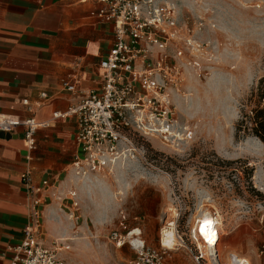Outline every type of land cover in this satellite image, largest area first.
Returning <instances> with one entry per match:
<instances>
[{
  "label": "rangeland",
  "instance_id": "374dc122",
  "mask_svg": "<svg viewBox=\"0 0 264 264\" xmlns=\"http://www.w3.org/2000/svg\"><path fill=\"white\" fill-rule=\"evenodd\" d=\"M166 1L180 29V41L163 53L179 81L167 94L170 135L165 141L130 131L135 153L111 174L92 175L95 189L86 199L65 197L63 233L47 240L42 235L43 243L70 264H130L133 244L159 246L166 220L178 215L176 230L189 244L190 228L210 214L223 261L236 253L264 264V145L252 136L235 138L264 75V0ZM109 196L114 200L107 207L102 203ZM113 231L125 237L123 245L111 240ZM171 257L172 264H193L183 248Z\"/></svg>",
  "mask_w": 264,
  "mask_h": 264
},
{
  "label": "crops",
  "instance_id": "0c3cea01",
  "mask_svg": "<svg viewBox=\"0 0 264 264\" xmlns=\"http://www.w3.org/2000/svg\"><path fill=\"white\" fill-rule=\"evenodd\" d=\"M98 8L94 0H0V116L20 121L35 118L47 124L36 132L30 154L23 127L0 133V264H9L12 248L22 242L24 228L31 221L30 198L22 183L25 173L32 186L44 179L50 183L37 208L45 240L63 233L68 221L62 210L64 198L78 200L82 194L86 199L95 189H90L92 175L79 178L72 169L78 153L75 118L53 115L65 113L83 92L99 87L98 65L112 46L113 26L98 21ZM65 83L76 92L67 91ZM41 94L47 97L42 99ZM113 198H103L102 204L109 207ZM106 212L104 208L98 213L102 220ZM218 244L219 240V253ZM229 255L260 264L253 255H248L250 261L236 253H229L224 261L219 253L221 262L226 264ZM166 264H172L171 256Z\"/></svg>",
  "mask_w": 264,
  "mask_h": 264
},
{
  "label": "built area",
  "instance_id": "2783aa9c",
  "mask_svg": "<svg viewBox=\"0 0 264 264\" xmlns=\"http://www.w3.org/2000/svg\"><path fill=\"white\" fill-rule=\"evenodd\" d=\"M99 4L96 18L113 26V42L107 55L100 60L99 87L82 93L80 101L65 113H55L53 118H75L74 141L78 153L74 156L72 169L82 178L101 175L136 149L128 133L155 137L159 134L166 141L171 130V109L168 89L178 88V70L166 62L168 43L180 41L179 18L166 0H94ZM154 56L157 58L154 59ZM69 92H76L73 85L65 83ZM47 96L41 94V98ZM23 104L27 105L24 101ZM18 127L24 128L26 151L35 149V134L47 127L35 118L18 120L0 116V133L10 134ZM125 147V148H123ZM30 160V156L27 157ZM32 207L31 221L24 228L23 240L12 248L9 264H70L60 257L53 247L42 240L40 213L43 195L49 188L48 179L32 186L28 173L22 176ZM75 194L72 193V196ZM178 215L166 220L160 231L158 247L133 244L136 257L130 264H166L171 253L185 249L194 264H224L216 247L210 248L199 235L197 222L187 233L189 244L176 230ZM213 226L218 231V223ZM173 227L175 244H163V230ZM219 232V231H218ZM116 246L125 243V237L117 231L110 234ZM219 237L217 239L218 243ZM217 245V244H216ZM177 248V249H174ZM226 264H250L237 255H229Z\"/></svg>",
  "mask_w": 264,
  "mask_h": 264
},
{
  "label": "trees",
  "instance_id": "16d2710c",
  "mask_svg": "<svg viewBox=\"0 0 264 264\" xmlns=\"http://www.w3.org/2000/svg\"><path fill=\"white\" fill-rule=\"evenodd\" d=\"M235 126V138L252 136L264 145V75L259 78ZM128 136L130 134L128 133Z\"/></svg>",
  "mask_w": 264,
  "mask_h": 264
},
{
  "label": "bare ground",
  "instance_id": "6f19581e",
  "mask_svg": "<svg viewBox=\"0 0 264 264\" xmlns=\"http://www.w3.org/2000/svg\"><path fill=\"white\" fill-rule=\"evenodd\" d=\"M162 146H165L164 143L161 144ZM126 158V157H125ZM210 214H205L203 219L197 222V230L199 231V235L203 239H205V243L209 245L210 248L216 247V242L219 237V232L217 231L216 227L213 226L214 221L209 217ZM205 221H209L210 223L205 228L204 232H202V225H204ZM218 232V233H217ZM163 237V244L172 247L175 244V232L173 227H170L169 229L163 230L162 232ZM218 235V236H217ZM209 238L213 241L212 243H209Z\"/></svg>",
  "mask_w": 264,
  "mask_h": 264
},
{
  "label": "snow or ice",
  "instance_id": "6c2138e0",
  "mask_svg": "<svg viewBox=\"0 0 264 264\" xmlns=\"http://www.w3.org/2000/svg\"><path fill=\"white\" fill-rule=\"evenodd\" d=\"M210 222L209 221H205L204 225H202V232H204L205 228L208 226ZM213 241L209 238V243H212Z\"/></svg>",
  "mask_w": 264,
  "mask_h": 264
}]
</instances>
